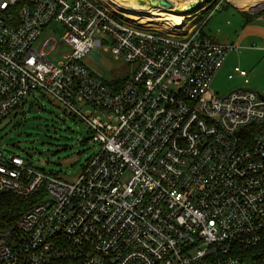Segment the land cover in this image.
I'll use <instances>...</instances> for the list:
<instances>
[{"label": "built area", "instance_id": "1", "mask_svg": "<svg viewBox=\"0 0 264 264\" xmlns=\"http://www.w3.org/2000/svg\"><path fill=\"white\" fill-rule=\"evenodd\" d=\"M188 18L163 28L104 0H0V122L48 95L97 146L66 181L0 144V192L39 197L0 229V264H264V94L215 92L238 47ZM54 21L65 35L38 49ZM98 49L128 65L123 79L86 66Z\"/></svg>", "mask_w": 264, "mask_h": 264}, {"label": "rangeland", "instance_id": "2", "mask_svg": "<svg viewBox=\"0 0 264 264\" xmlns=\"http://www.w3.org/2000/svg\"><path fill=\"white\" fill-rule=\"evenodd\" d=\"M210 1L206 0V2ZM243 8L245 9L237 7L238 10L248 12V15L263 11L253 9L251 12L249 10L252 8ZM207 10L206 8L200 11L195 8L192 11H185V9L166 11L182 13L185 16L191 15L186 17H189L186 22H191V26H196L205 35L208 33V35L218 36L221 40L225 36H232L233 31L226 22L234 21L232 14L239 13L234 9H225L211 14L212 11ZM158 25L167 28L168 22L158 23ZM65 33L66 28L54 21L45 28L36 47L43 48V43L49 39L60 42ZM238 47L231 52L224 67L214 77L213 90L220 95H226L233 89L244 86V80L238 75L229 78L233 68L239 66L249 71L250 86L264 92V57L262 58L264 52L261 56L258 51L247 50V48L261 49V45L257 43L256 47L244 45ZM62 56L63 48L60 44L48 53V58L54 63H58ZM83 61L96 76L108 83L121 80L127 74L128 65L123 60L116 59L111 51L103 49L92 51L84 57ZM257 64H260L259 68L255 66ZM76 107L83 110L79 104ZM90 136L87 125L79 116L70 113V110L65 111L48 95L38 98L34 103L29 99L24 109L17 115L13 113L0 122V144L4 146L7 154L20 155L46 172L54 173L66 181L77 178L88 158L97 150Z\"/></svg>", "mask_w": 264, "mask_h": 264}, {"label": "crops", "instance_id": "3", "mask_svg": "<svg viewBox=\"0 0 264 264\" xmlns=\"http://www.w3.org/2000/svg\"><path fill=\"white\" fill-rule=\"evenodd\" d=\"M260 6H262V5H260ZM260 6H257V7H260ZM257 7H254V8H257ZM238 8H240V7H238ZM225 9H227V10L234 9L235 11H237L239 13V14H236V13L232 14L234 21L228 20L226 22L227 25H229V28L231 29V31H233L232 36H225V38L223 40H221L220 37H218V36L208 35V33H206V32L205 33L217 42H220L223 44H234L237 47L239 45H244L246 47H256V44L258 43L261 45V49L247 48V50L249 52L250 51H258V52H260V54L262 56L263 52H264V9H262L263 11L258 12L257 14L251 13L250 14V16L252 15L251 18H247L244 14H242L241 11H243V10H238L236 5L228 6V8H224L222 10H225ZM240 9H245V8L241 7ZM247 9H249V7H247ZM235 15H237V16L235 17ZM235 19H237V20H235ZM250 42L256 43V44H251ZM231 52L229 53L228 58L230 57ZM263 57H264V55L262 56V58ZM227 59H226V61H227ZM226 61H225V63H226ZM225 63H224V65H225ZM224 65L222 66V68L224 67ZM255 66L257 68H259L260 64H257ZM248 77H249V71H248ZM250 85H251V82H249L246 86L244 85L241 87H246V88L258 91L256 88H253ZM241 87H238V88H241ZM235 89H233V90H235ZM258 92H260V91H258ZM260 93L264 94V92H260Z\"/></svg>", "mask_w": 264, "mask_h": 264}, {"label": "bare ground", "instance_id": "4", "mask_svg": "<svg viewBox=\"0 0 264 264\" xmlns=\"http://www.w3.org/2000/svg\"><path fill=\"white\" fill-rule=\"evenodd\" d=\"M108 3L112 4V7L116 10L123 12L127 18L134 19L135 21L148 23L150 21L155 22L154 24L158 25L162 22H168V27H173L182 24V22L186 19L182 13L166 11L163 9H156L152 7H147L146 5L140 6L134 2V0H104ZM175 5L173 9H185L188 11V6L191 2L197 0H171ZM234 5L237 7H243L244 5H250V8H254L264 4V0H231ZM159 26V25H158Z\"/></svg>", "mask_w": 264, "mask_h": 264}, {"label": "trees", "instance_id": "5", "mask_svg": "<svg viewBox=\"0 0 264 264\" xmlns=\"http://www.w3.org/2000/svg\"><path fill=\"white\" fill-rule=\"evenodd\" d=\"M214 6L215 4L211 5L208 10L212 11ZM228 6L232 5L225 1L222 9L228 8ZM241 13L247 18H251L252 16L248 15L249 13L244 10ZM38 200L39 197L36 195L25 198L13 192H0V229L10 227Z\"/></svg>", "mask_w": 264, "mask_h": 264}, {"label": "water", "instance_id": "6", "mask_svg": "<svg viewBox=\"0 0 264 264\" xmlns=\"http://www.w3.org/2000/svg\"><path fill=\"white\" fill-rule=\"evenodd\" d=\"M134 2L140 6L146 5L147 7L163 9V10H172L173 3L170 0H134ZM195 3L192 7H196ZM192 7H189L191 9ZM251 9V8H250ZM249 11H253V8Z\"/></svg>", "mask_w": 264, "mask_h": 264}, {"label": "flooded vegetation", "instance_id": "7", "mask_svg": "<svg viewBox=\"0 0 264 264\" xmlns=\"http://www.w3.org/2000/svg\"><path fill=\"white\" fill-rule=\"evenodd\" d=\"M243 7H250V5L246 4V5H244Z\"/></svg>", "mask_w": 264, "mask_h": 264}]
</instances>
